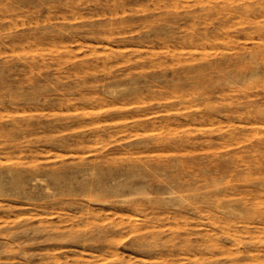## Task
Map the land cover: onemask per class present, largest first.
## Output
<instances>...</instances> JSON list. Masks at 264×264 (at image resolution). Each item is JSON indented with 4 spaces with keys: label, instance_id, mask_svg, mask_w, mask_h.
<instances>
[{
    "label": "rangeland",
    "instance_id": "obj_1",
    "mask_svg": "<svg viewBox=\"0 0 264 264\" xmlns=\"http://www.w3.org/2000/svg\"><path fill=\"white\" fill-rule=\"evenodd\" d=\"M263 209L264 0H0V264H264Z\"/></svg>",
    "mask_w": 264,
    "mask_h": 264
},
{
    "label": "bare ground",
    "instance_id": "obj_2",
    "mask_svg": "<svg viewBox=\"0 0 264 264\" xmlns=\"http://www.w3.org/2000/svg\"><path fill=\"white\" fill-rule=\"evenodd\" d=\"M250 40H251V39H250ZM252 40H253V39H252ZM102 45H103V44H102ZM253 79H254V78H253ZM254 80H255V79H254ZM239 124H240V123H239ZM247 125H248V124H247ZM259 125H260V124H259ZM86 154H87V153H86ZM55 158H56V157H55ZM207 170H209V169H207ZM211 170H212V169H211ZM209 171H210V170H209ZM212 171H213V170H212ZM210 172H211V171H210ZM218 176H219V175H218ZM210 177H211V176H210ZM215 177H216V176H215ZM204 180H205V179H204ZM251 192H252V191H251ZM260 192H261V191H260ZM252 196H254V195H252ZM252 200H253V199H252ZM252 200H251V201H252ZM252 202H253V201H252ZM252 202H251V203H252ZM259 202H260V201H259ZM254 205H255V204H254ZM255 206H256V205H255ZM258 206H259V205H258ZM263 210H264V209H263ZM261 212H262V211H261ZM263 215H264V213H263Z\"/></svg>",
    "mask_w": 264,
    "mask_h": 264
}]
</instances>
